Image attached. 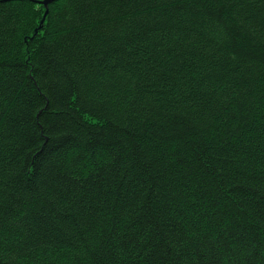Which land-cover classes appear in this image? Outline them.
<instances>
[{"label":"trees","instance_id":"16d2710c","mask_svg":"<svg viewBox=\"0 0 264 264\" xmlns=\"http://www.w3.org/2000/svg\"><path fill=\"white\" fill-rule=\"evenodd\" d=\"M0 0V264H264V0Z\"/></svg>","mask_w":264,"mask_h":264},{"label":"water","instance_id":"95a60500","mask_svg":"<svg viewBox=\"0 0 264 264\" xmlns=\"http://www.w3.org/2000/svg\"><path fill=\"white\" fill-rule=\"evenodd\" d=\"M2 1H19V0H2ZM27 1H32V0H27ZM53 1H55V0H42V1L37 2V3L40 5H43L44 7H47V5Z\"/></svg>","mask_w":264,"mask_h":264},{"label":"rangeland","instance_id":"374dc122","mask_svg":"<svg viewBox=\"0 0 264 264\" xmlns=\"http://www.w3.org/2000/svg\"><path fill=\"white\" fill-rule=\"evenodd\" d=\"M20 1V0H19Z\"/></svg>","mask_w":264,"mask_h":264}]
</instances>
